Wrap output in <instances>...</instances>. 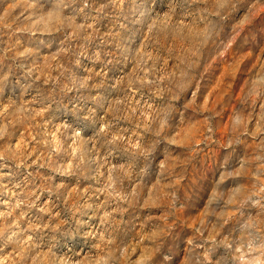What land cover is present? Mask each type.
<instances>
[{
	"label": "clouds",
	"instance_id": "1",
	"mask_svg": "<svg viewBox=\"0 0 264 264\" xmlns=\"http://www.w3.org/2000/svg\"><path fill=\"white\" fill-rule=\"evenodd\" d=\"M262 13L0 0V264H264Z\"/></svg>",
	"mask_w": 264,
	"mask_h": 264
},
{
	"label": "rangeland",
	"instance_id": "2",
	"mask_svg": "<svg viewBox=\"0 0 264 264\" xmlns=\"http://www.w3.org/2000/svg\"><path fill=\"white\" fill-rule=\"evenodd\" d=\"M264 16V13H262ZM239 37H237V43ZM251 53L238 51L237 45L221 59H216L211 62L207 68V86L209 95V104L216 107L226 97L232 93L236 78L243 71V65L251 58ZM235 73V75L233 74ZM235 107V104L232 105Z\"/></svg>",
	"mask_w": 264,
	"mask_h": 264
}]
</instances>
